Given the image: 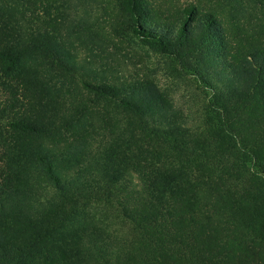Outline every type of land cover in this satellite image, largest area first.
I'll return each instance as SVG.
<instances>
[{"label": "trees", "instance_id": "trees-1", "mask_svg": "<svg viewBox=\"0 0 264 264\" xmlns=\"http://www.w3.org/2000/svg\"><path fill=\"white\" fill-rule=\"evenodd\" d=\"M117 1L209 90L202 119L156 80L108 82L26 15L31 0H0V264H264V0H216L234 45L212 11L170 22ZM83 72L102 110L73 86ZM116 199L130 239L92 212Z\"/></svg>", "mask_w": 264, "mask_h": 264}, {"label": "rangeland", "instance_id": "rangeland-1", "mask_svg": "<svg viewBox=\"0 0 264 264\" xmlns=\"http://www.w3.org/2000/svg\"><path fill=\"white\" fill-rule=\"evenodd\" d=\"M34 1L27 4L26 15L31 16L43 30L56 35L66 46L72 45L81 64L106 70L111 78L106 80L110 83L137 82L145 78L156 80L184 113L188 124L194 126L200 123L209 90L198 77L185 72L172 57L138 36L117 0H51L53 6L48 11L40 5L39 0L35 9ZM148 2L153 15L167 16L166 20L170 22L188 17L183 9L189 6H196L200 13L212 11L220 20L227 39L232 45L236 43L232 35V21L216 0ZM49 11L50 15L47 14ZM51 17L55 19L53 24L49 21ZM74 77L72 84L81 92L82 98L89 104H93L91 101L97 102L95 108L102 110V104L94 100L95 96L84 85V82L101 80L92 81L84 72L74 74ZM4 81L7 78L0 76V111L11 97L3 86ZM63 82L70 86L66 80ZM136 178L134 176L131 186H138ZM92 212L119 239L131 238V222L118 199L112 203H98L93 206Z\"/></svg>", "mask_w": 264, "mask_h": 264}]
</instances>
